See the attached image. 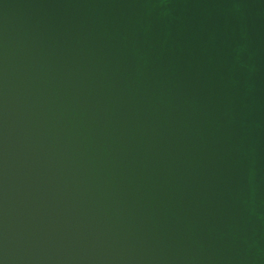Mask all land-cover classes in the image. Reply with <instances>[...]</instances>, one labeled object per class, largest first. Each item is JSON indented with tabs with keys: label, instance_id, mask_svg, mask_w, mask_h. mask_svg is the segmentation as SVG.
Masks as SVG:
<instances>
[{
	"label": "water",
	"instance_id": "water-1",
	"mask_svg": "<svg viewBox=\"0 0 264 264\" xmlns=\"http://www.w3.org/2000/svg\"><path fill=\"white\" fill-rule=\"evenodd\" d=\"M0 264H264V0H0Z\"/></svg>",
	"mask_w": 264,
	"mask_h": 264
}]
</instances>
